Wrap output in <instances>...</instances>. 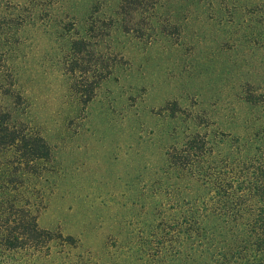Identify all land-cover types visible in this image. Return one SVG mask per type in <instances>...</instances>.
<instances>
[{
	"label": "rangeland",
	"instance_id": "374dc122",
	"mask_svg": "<svg viewBox=\"0 0 264 264\" xmlns=\"http://www.w3.org/2000/svg\"><path fill=\"white\" fill-rule=\"evenodd\" d=\"M260 150L264 0H0L5 264H256Z\"/></svg>",
	"mask_w": 264,
	"mask_h": 264
},
{
	"label": "trees",
	"instance_id": "16d2710c",
	"mask_svg": "<svg viewBox=\"0 0 264 264\" xmlns=\"http://www.w3.org/2000/svg\"><path fill=\"white\" fill-rule=\"evenodd\" d=\"M260 151L264 153V150ZM262 153L260 154L261 157L255 160L257 164L255 168H251V171L254 170V174L257 177L255 187L252 186L253 182L245 183L243 180L237 179V183L240 184L237 187V191H241L240 194L237 193L238 197L245 196L244 194L251 192L255 193V196L259 197V200L260 198L261 200L264 198V154ZM7 203L6 199L0 195V264L6 263L5 260L8 252L23 249L27 245L26 241H23L24 237L31 235L30 238L32 240L33 233H37L35 220L25 221L23 219V222L20 223L9 217L14 207H7ZM250 214L254 218L247 227V233L251 244L244 247L248 253L245 257H242L241 260L246 261L250 252L253 259L259 256L258 263L256 264H264V207L256 210L252 209ZM28 241H30V239ZM247 264H255V262L248 260Z\"/></svg>",
	"mask_w": 264,
	"mask_h": 264
}]
</instances>
